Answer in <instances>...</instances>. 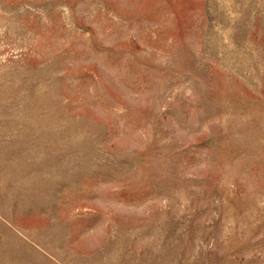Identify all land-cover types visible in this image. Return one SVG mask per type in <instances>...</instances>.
Wrapping results in <instances>:
<instances>
[{
  "label": "rangeland",
  "instance_id": "374dc122",
  "mask_svg": "<svg viewBox=\"0 0 264 264\" xmlns=\"http://www.w3.org/2000/svg\"><path fill=\"white\" fill-rule=\"evenodd\" d=\"M0 264H264V0H0Z\"/></svg>",
  "mask_w": 264,
  "mask_h": 264
}]
</instances>
